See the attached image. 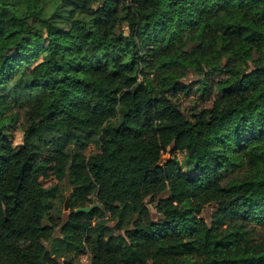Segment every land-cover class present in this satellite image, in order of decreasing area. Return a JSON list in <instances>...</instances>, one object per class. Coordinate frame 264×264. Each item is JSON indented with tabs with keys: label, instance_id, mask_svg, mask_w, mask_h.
I'll use <instances>...</instances> for the list:
<instances>
[{
	"label": "trees",
	"instance_id": "16d2710c",
	"mask_svg": "<svg viewBox=\"0 0 264 264\" xmlns=\"http://www.w3.org/2000/svg\"><path fill=\"white\" fill-rule=\"evenodd\" d=\"M0 54V264H264V0H0Z\"/></svg>",
	"mask_w": 264,
	"mask_h": 264
},
{
	"label": "rangeland",
	"instance_id": "374dc122",
	"mask_svg": "<svg viewBox=\"0 0 264 264\" xmlns=\"http://www.w3.org/2000/svg\"><path fill=\"white\" fill-rule=\"evenodd\" d=\"M12 29H13V26H10L6 30V32H8L9 30H12ZM19 34L20 35L18 36V38H20L21 36L22 37L19 40L17 38V42H15L14 45H12L6 51L9 55H16V54L20 53L21 49L25 45H28L33 39L32 34L30 36L27 35V37H26L25 31H20ZM183 34H184V29L182 27H180L179 25H172L171 36L174 40L180 41L183 37ZM1 55L2 54H0V60L2 57ZM211 79L217 80V79H220V76L218 75L215 77H211ZM21 90H22V93L27 92V89H25V88H21ZM216 97H218V93L215 91H212L209 95L202 96L199 91L195 90V88L193 90H191L190 94H186L184 92L172 93L173 101L179 107H181L183 109V111L189 116H191L192 113L199 111L201 109L203 110L204 115L210 116L211 109L213 107V102H214V99ZM34 98H35V96L32 99H34ZM9 134H10V137L12 138L14 144L17 145V144L22 142L24 131L21 127L10 126L9 127ZM94 150H97V146L95 144H91L90 147L88 148V152H91ZM176 154L182 156V154L179 152H176ZM172 155H173V153L170 151H166L163 154V156H166V157L167 156L171 157ZM53 156H54V154L51 152H47L42 156L46 167L41 173V178H42L45 185H50V184H53V183H56L59 181L57 176H56V173L54 171L55 161H54ZM243 163H244V160L240 155L232 156L230 159L231 165L241 166ZM66 191L68 194L70 190L67 189ZM65 205H66V203H65ZM66 210H69V205H68V208H66ZM206 214L207 213H205V215ZM82 257H83V255L80 256V258L76 261L75 264H79Z\"/></svg>",
	"mask_w": 264,
	"mask_h": 264
},
{
	"label": "water",
	"instance_id": "95a60500",
	"mask_svg": "<svg viewBox=\"0 0 264 264\" xmlns=\"http://www.w3.org/2000/svg\"><path fill=\"white\" fill-rule=\"evenodd\" d=\"M169 157L167 156H162L159 163L164 162L166 159H168ZM100 203L96 200L94 201V203L90 204V205H86V206H79L76 208V211H90L93 207L99 205ZM69 205V200H66V205L65 207L68 208Z\"/></svg>",
	"mask_w": 264,
	"mask_h": 264
},
{
	"label": "built area",
	"instance_id": "2783aa9c",
	"mask_svg": "<svg viewBox=\"0 0 264 264\" xmlns=\"http://www.w3.org/2000/svg\"><path fill=\"white\" fill-rule=\"evenodd\" d=\"M88 262H89V254L85 253V254H83V257H82L79 264H88Z\"/></svg>",
	"mask_w": 264,
	"mask_h": 264
}]
</instances>
